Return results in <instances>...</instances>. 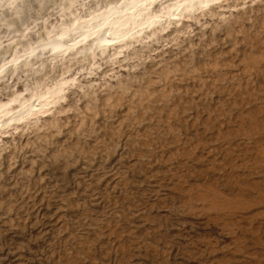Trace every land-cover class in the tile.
Listing matches in <instances>:
<instances>
[{
	"label": "rangeland",
	"instance_id": "obj_1",
	"mask_svg": "<svg viewBox=\"0 0 264 264\" xmlns=\"http://www.w3.org/2000/svg\"><path fill=\"white\" fill-rule=\"evenodd\" d=\"M115 2L0 0V104L64 82L0 127V264H264V0L24 58Z\"/></svg>",
	"mask_w": 264,
	"mask_h": 264
},
{
	"label": "bare ground",
	"instance_id": "obj_2",
	"mask_svg": "<svg viewBox=\"0 0 264 264\" xmlns=\"http://www.w3.org/2000/svg\"><path fill=\"white\" fill-rule=\"evenodd\" d=\"M161 1L162 3L159 5L156 3V0H116L117 3L115 2L113 6L110 4L111 6H109L107 12L90 14L88 18L80 20L68 28L62 27L58 31L56 30L57 32L46 31V40L34 48H28L29 53L27 57L24 56L26 54H23V56L26 59L35 52L36 49H39V51L41 50L40 52H42V50H48L49 53H52L51 55L56 58L60 54L64 55L62 53L65 51H70V53L71 51L74 52L76 48L75 54L79 52V50H82L83 52H88L87 56L90 53L93 57L96 55L102 57L106 54L108 47H112L113 54L116 55L134 40H139L138 36L142 33L141 37L143 39L150 36L152 37V35L162 32L169 23H173L174 21L178 22L182 17H190L196 10L205 9L208 8V6L210 8L224 0ZM162 17H165V22L168 23L165 28L160 25ZM181 21L182 20H180V22ZM77 45L79 46L76 47ZM83 52L82 54L84 55ZM114 55L112 57H114ZM17 59L18 58H14L12 61ZM60 82L64 83L63 81ZM62 83H59L60 85L57 87L54 85V90H49L52 89L50 87L49 89L46 88L48 90L45 89V91L42 89L44 92L39 94L34 93L36 94L35 96L33 94L29 99H23L22 102L20 101L17 105L14 104L11 108L7 107L8 103L0 104V127L16 124V122L19 124V121L31 119L39 114L42 109L53 104V101H55L53 99L62 92Z\"/></svg>",
	"mask_w": 264,
	"mask_h": 264
}]
</instances>
